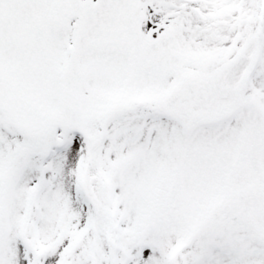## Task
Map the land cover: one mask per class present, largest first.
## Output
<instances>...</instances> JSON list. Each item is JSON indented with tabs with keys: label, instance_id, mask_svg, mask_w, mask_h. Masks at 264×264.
<instances>
[{
	"label": "snow or ice",
	"instance_id": "6c2138e0",
	"mask_svg": "<svg viewBox=\"0 0 264 264\" xmlns=\"http://www.w3.org/2000/svg\"><path fill=\"white\" fill-rule=\"evenodd\" d=\"M0 264H264V0H0Z\"/></svg>",
	"mask_w": 264,
	"mask_h": 264
}]
</instances>
